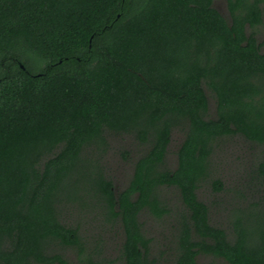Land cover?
Instances as JSON below:
<instances>
[{"label": "trees", "instance_id": "obj_1", "mask_svg": "<svg viewBox=\"0 0 264 264\" xmlns=\"http://www.w3.org/2000/svg\"><path fill=\"white\" fill-rule=\"evenodd\" d=\"M214 3L0 0V264H73L64 247L92 263L62 216L87 200L123 230L125 264H162L141 214L169 212L165 187L184 205L172 264H264V204L226 228L198 194L219 139L264 144V0H227L229 18ZM108 133L149 145L120 192L96 156Z\"/></svg>", "mask_w": 264, "mask_h": 264}, {"label": "rangeland", "instance_id": "obj_2", "mask_svg": "<svg viewBox=\"0 0 264 264\" xmlns=\"http://www.w3.org/2000/svg\"><path fill=\"white\" fill-rule=\"evenodd\" d=\"M223 15L229 18L227 0H215ZM259 40L264 42V25L259 29ZM209 94V114L217 113V103ZM185 138L183 129L177 128L172 135L167 162L174 169L177 166V151ZM149 148L131 134L108 133L107 142L98 149L96 156L101 168L114 184L117 192L126 188L133 176L135 163ZM210 173L199 188L201 200L209 205L214 224L228 228L236 211L249 209L254 203L264 204V144L246 139L242 135L219 139L210 159ZM220 180L222 188L215 187ZM161 197L169 212L162 218L145 211L141 214L144 230L151 238V255L162 264H172L177 253L178 224L184 205L180 192L173 187L161 190ZM91 200L84 206L75 203L62 210L63 219L80 229L89 243L92 263L89 257L79 255L76 249L64 247L59 251L73 264H125L122 245L123 230L119 225L106 221L101 211ZM199 262H219V258L201 254Z\"/></svg>", "mask_w": 264, "mask_h": 264}]
</instances>
